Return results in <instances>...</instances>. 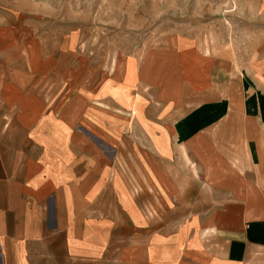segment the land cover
Segmentation results:
<instances>
[{
    "label": "crops",
    "instance_id": "1",
    "mask_svg": "<svg viewBox=\"0 0 264 264\" xmlns=\"http://www.w3.org/2000/svg\"><path fill=\"white\" fill-rule=\"evenodd\" d=\"M23 50L0 79V264H264V78L163 81L133 193L56 47Z\"/></svg>",
    "mask_w": 264,
    "mask_h": 264
},
{
    "label": "rangeland",
    "instance_id": "2",
    "mask_svg": "<svg viewBox=\"0 0 264 264\" xmlns=\"http://www.w3.org/2000/svg\"><path fill=\"white\" fill-rule=\"evenodd\" d=\"M0 31V79L22 72L18 60L29 44L56 47L64 94L91 103L83 121L111 147L113 175H127L133 193L135 160L150 166V126L165 119L151 99L165 91L163 81L174 94L183 79L207 80L212 90L219 81L264 78V0H0ZM153 77V85L145 82Z\"/></svg>",
    "mask_w": 264,
    "mask_h": 264
}]
</instances>
